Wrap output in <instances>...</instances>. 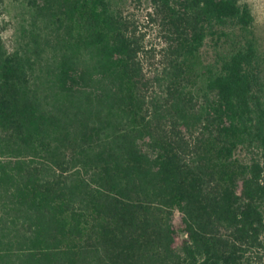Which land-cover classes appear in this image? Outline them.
Masks as SVG:
<instances>
[{"label": "trees", "instance_id": "16d2710c", "mask_svg": "<svg viewBox=\"0 0 264 264\" xmlns=\"http://www.w3.org/2000/svg\"><path fill=\"white\" fill-rule=\"evenodd\" d=\"M6 1L21 11L0 35V264H264L249 7L149 0L150 68L125 0Z\"/></svg>", "mask_w": 264, "mask_h": 264}, {"label": "rangeland", "instance_id": "374dc122", "mask_svg": "<svg viewBox=\"0 0 264 264\" xmlns=\"http://www.w3.org/2000/svg\"><path fill=\"white\" fill-rule=\"evenodd\" d=\"M239 1L249 7L254 19L256 37L261 48L264 49V0ZM124 10L133 14L138 21L139 29L144 34L145 47L152 51L147 56V66L152 68L153 66L150 64H155L160 59L159 51L164 40L159 25L149 18L148 13L151 11L149 0H125ZM20 11V8L13 3L0 0V35L9 45L16 33Z\"/></svg>", "mask_w": 264, "mask_h": 264}]
</instances>
